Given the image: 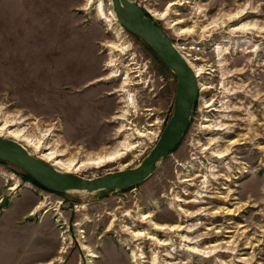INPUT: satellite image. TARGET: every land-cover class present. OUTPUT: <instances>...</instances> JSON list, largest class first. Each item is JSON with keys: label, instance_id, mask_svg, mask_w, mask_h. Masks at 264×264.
<instances>
[{"label": "rangeland", "instance_id": "1", "mask_svg": "<svg viewBox=\"0 0 264 264\" xmlns=\"http://www.w3.org/2000/svg\"><path fill=\"white\" fill-rule=\"evenodd\" d=\"M134 1L199 72L180 142L117 190L53 191L0 159V264H264V28L230 30L264 25V0ZM175 92L174 72L111 0H0V126L12 123L0 136L32 155L84 160L128 140L119 158L69 173L134 167Z\"/></svg>", "mask_w": 264, "mask_h": 264}, {"label": "water", "instance_id": "2", "mask_svg": "<svg viewBox=\"0 0 264 264\" xmlns=\"http://www.w3.org/2000/svg\"><path fill=\"white\" fill-rule=\"evenodd\" d=\"M111 2L112 10L120 24L129 32L141 37L174 72L176 92L173 111L155 144L136 166L91 177L60 171L51 163L32 155L16 140L0 136V159L12 162L53 191L117 190L143 182L156 169L158 161L180 142L198 96L199 86L194 70L165 31L134 0Z\"/></svg>", "mask_w": 264, "mask_h": 264}, {"label": "bare ground", "instance_id": "3", "mask_svg": "<svg viewBox=\"0 0 264 264\" xmlns=\"http://www.w3.org/2000/svg\"><path fill=\"white\" fill-rule=\"evenodd\" d=\"M244 14H245V10L243 8H240V9H237L233 13H227V14L221 15L219 17V21H223L224 18L227 21H229V20H232L235 17H243ZM217 22H218L217 20L214 21V23H217ZM205 28L207 29L208 27H205ZM253 28H257L258 30L261 31V30H263L264 25H258V24L252 23V22H241L239 25L233 27L230 30L242 32L244 30L253 29ZM188 31H191V30H188ZM248 40L249 39H247V38H240L236 42H247ZM115 47H118V46L116 45ZM215 47L217 49L221 48L222 47V42L216 44ZM176 48H178L180 50V48L182 49L183 46H179V47H176ZM180 53L182 54V56L187 61V57L185 55H183L182 51H180ZM188 63L192 67V69L194 70V72L196 74V77H197V75L199 74L198 69H196V67L192 64V62L189 61ZM114 74H116V73H112V75H114ZM125 78H127V76ZM197 81H198V78H197ZM125 83H126V81H125ZM128 98H129L130 102L133 104L134 103L133 97L132 96H129ZM10 124H12V123H8L7 124V122H6L5 124H2L0 126V134H2V130L3 129H7ZM9 134L12 137L16 138L17 140L19 139V140H25V141H27L28 144L29 145H33L34 146V149H36L38 152H40V151H42L43 149L46 148L45 146H43L40 143V142H44V141H40V140L39 141H34L32 139H29L23 131H20L18 129H9ZM130 147H131V144L127 140V141H124L123 143H121L119 146L115 147L110 152H105V153H100V154H97V155H92V156L87 157L84 160L83 159L82 160L81 159H76V158H73V159H70V160H67V161L61 160L58 157L61 154L58 153V152H56V151L44 152L42 154L40 153L39 154L40 156H38V157L36 156V157L39 158V159H41V160H43V161H46L48 163H49V161H51L52 162L51 164L55 168H57V169L60 167V169L61 168H64L65 172H69V171L76 172L77 170L82 169V167L101 165V164H104L106 162L115 160V159L119 158L120 156H122V154L124 152H126L127 150H129ZM56 165L59 166V167H56ZM138 234H141V232L138 233ZM168 256H170V255H168ZM140 257H143V255H141ZM166 264H172V263H170L169 261H167Z\"/></svg>", "mask_w": 264, "mask_h": 264}]
</instances>
